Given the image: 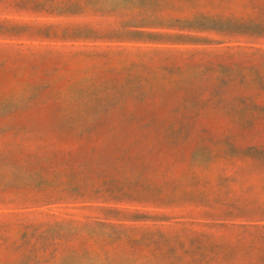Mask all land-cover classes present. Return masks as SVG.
Wrapping results in <instances>:
<instances>
[{"label":"rangeland","instance_id":"1","mask_svg":"<svg viewBox=\"0 0 264 264\" xmlns=\"http://www.w3.org/2000/svg\"><path fill=\"white\" fill-rule=\"evenodd\" d=\"M0 264H264V0H0Z\"/></svg>","mask_w":264,"mask_h":264}]
</instances>
